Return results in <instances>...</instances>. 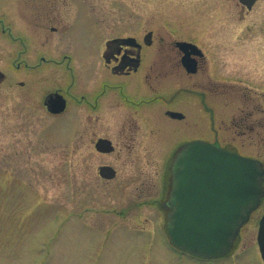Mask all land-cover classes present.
<instances>
[{
	"label": "rangeland",
	"instance_id": "rangeland-1",
	"mask_svg": "<svg viewBox=\"0 0 264 264\" xmlns=\"http://www.w3.org/2000/svg\"><path fill=\"white\" fill-rule=\"evenodd\" d=\"M92 8L119 34L142 38L151 30L155 75L186 77L187 119L179 122L184 137L220 139L264 161V130L240 133L231 127L232 117L251 109L254 119L264 115L256 111L264 109V0L251 11L239 0H92ZM91 33L93 40L92 28ZM175 41L202 48L200 71L186 76L171 67L180 61L177 50L171 51ZM8 61L0 53V70L9 77L0 82V264H264L257 243L264 200L233 252L214 260L176 249L162 209L135 207L148 196H139L137 184L145 180L152 187L165 171L161 154L171 148L174 127L148 136L140 119L133 123L120 115L118 98L111 95L98 107L73 102L61 116L46 111L47 89L69 87L80 97L101 84L103 70L91 76L83 69L17 70ZM212 111L223 114L221 122ZM98 137L110 138L115 151L98 153ZM148 141L150 146L142 145ZM104 163L117 170L115 178L100 177Z\"/></svg>",
	"mask_w": 264,
	"mask_h": 264
},
{
	"label": "flooded vegetation",
	"instance_id": "flooded-vegetation-1",
	"mask_svg": "<svg viewBox=\"0 0 264 264\" xmlns=\"http://www.w3.org/2000/svg\"><path fill=\"white\" fill-rule=\"evenodd\" d=\"M252 9H247V11ZM92 10V0H0V53H5L10 57L7 65L11 69H53L70 73L83 69L89 71V76L93 75L91 72L93 70L104 71L101 84L92 86L80 97L72 95L69 87L54 86L47 89L43 95V105L52 116L65 114L70 111L74 103L82 102L89 108L101 106V99L104 100L111 95L118 98L117 104L122 108L119 111L120 115L132 119L133 123L140 119L144 133L148 136L157 128L162 135L166 133L163 130L170 131L169 128L174 127V132L170 131L172 137H175L171 142V148L165 155L161 154L163 156L160 162L166 167L165 171L159 176V183L152 184L153 190H149L152 187L146 184L148 182L145 180L137 184V188L143 192L139 196H148L144 200H139L135 206L137 209H162L166 216L172 209L169 204L172 189V176L169 168L179 149L188 141L193 140L183 136L184 125L179 123L187 119L183 111L188 93L186 77L159 78L155 75V63L150 61L155 53L148 51V47L152 44L153 32L151 42L146 44V34L141 38L134 34H119L112 28L109 30L106 21L99 19V16L93 14ZM83 28H87L88 33H84ZM91 28L95 33L93 40L90 35L92 34ZM78 44L81 45L77 49ZM174 44V47L171 46V51L173 48L177 50L180 61L171 64V67L184 70L181 74L186 76L200 71L202 59L197 57L198 69L195 73H189L182 64L183 54L176 45V41ZM72 74L74 76V72ZM8 78L5 75L3 79ZM18 83L21 86L24 85L22 80ZM41 85L45 90L46 84ZM56 93L66 100L64 111L57 114L50 112L49 103L47 104L48 97ZM171 111L181 112L184 116L182 118L173 117L170 114ZM256 111L264 113L262 108ZM211 114L216 122L222 121L220 118L222 113L218 112L219 116H216L215 111H212ZM253 114L251 109L240 116L232 117L231 125L233 126L231 127L240 133L248 131L262 133L264 115L254 119ZM140 127L141 125L137 128ZM160 139H162L161 136ZM216 140L219 146H226L220 139ZM142 145L150 146V142ZM132 146L129 144L127 147L133 150ZM114 151L97 152L101 155H109ZM159 153L160 150L157 148V155ZM106 164L108 163L101 165ZM263 200L243 226L251 221L252 215L261 207ZM239 240L240 235L238 234L234 247Z\"/></svg>",
	"mask_w": 264,
	"mask_h": 264
},
{
	"label": "water",
	"instance_id": "water-1",
	"mask_svg": "<svg viewBox=\"0 0 264 264\" xmlns=\"http://www.w3.org/2000/svg\"><path fill=\"white\" fill-rule=\"evenodd\" d=\"M251 9L256 0H240ZM152 32L145 36L150 43ZM184 52L182 63L194 73L198 60L204 56L201 48L188 41H178ZM4 73L0 71V80ZM49 110L60 113L66 107L65 98L56 93L48 97ZM176 118L183 114L171 111ZM96 149L114 150L112 141L99 138ZM172 189L167 232L172 243L193 255L212 258L226 255L234 247L241 226L249 220L264 197L263 163L207 141H190L180 149L171 166ZM99 173L114 178L116 169L102 165ZM257 241L264 260V214L259 223Z\"/></svg>",
	"mask_w": 264,
	"mask_h": 264
}]
</instances>
